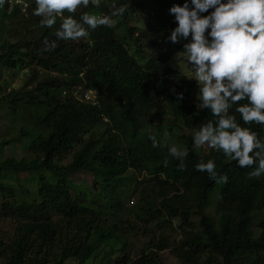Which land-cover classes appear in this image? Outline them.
<instances>
[{
	"label": "trees",
	"instance_id": "16d2710c",
	"mask_svg": "<svg viewBox=\"0 0 264 264\" xmlns=\"http://www.w3.org/2000/svg\"><path fill=\"white\" fill-rule=\"evenodd\" d=\"M17 1L0 9V108L17 124L0 140V153L27 140L25 155L0 159V223L11 226L9 234L0 229V264H163L157 253L165 249L180 264H264V177L249 179L251 169L222 150L193 145L192 130L214 117L199 110L169 63L187 41L168 39L176 26L168 10L184 0L81 7L76 19L125 11L112 17L114 27L78 40H57L59 20L44 28L34 0ZM137 14L145 26L132 25ZM45 40L56 42L54 51H43ZM22 70L21 86L8 89L5 78ZM87 90L96 92L94 103L81 98ZM107 106L130 119L129 140L104 123ZM168 116L187 131L178 135L189 153L183 170L148 138L153 118ZM250 127L264 135L261 126ZM201 159H213L228 177L212 201L217 183L195 169ZM6 174L16 177L4 180ZM155 231L176 239L159 240ZM139 236L147 241L137 250Z\"/></svg>",
	"mask_w": 264,
	"mask_h": 264
},
{
	"label": "clouds",
	"instance_id": "9594fccd",
	"mask_svg": "<svg viewBox=\"0 0 264 264\" xmlns=\"http://www.w3.org/2000/svg\"><path fill=\"white\" fill-rule=\"evenodd\" d=\"M6 3L0 0V9ZM34 3L33 15L41 18L42 27L52 29L59 20L54 30L57 40L88 38L100 26L112 28V17L125 11L122 6L111 16L81 12L76 19L73 14L78 8L87 9L89 4L99 8L101 0ZM168 11L176 24L168 39L172 43L187 41L183 51L176 54L177 63L187 69V75H181L196 82L199 110L206 109L214 117L192 130L193 145L222 150L237 167L251 169L249 179L264 177V135L250 127L255 124L264 128V0H184ZM56 46L55 41L45 40L43 51H54ZM175 95L177 102L183 100L182 93ZM148 138L153 148L166 147L168 155L179 161L180 170L185 168L188 150L169 146L167 131L161 141L151 133ZM195 169L206 172L216 183L228 180L226 174L217 172L213 159H201Z\"/></svg>",
	"mask_w": 264,
	"mask_h": 264
},
{
	"label": "rangeland",
	"instance_id": "374dc122",
	"mask_svg": "<svg viewBox=\"0 0 264 264\" xmlns=\"http://www.w3.org/2000/svg\"><path fill=\"white\" fill-rule=\"evenodd\" d=\"M139 20H142V21L139 23ZM114 21L115 23L117 22L116 19H114ZM131 23L132 25H136L137 23L139 24L138 26L143 27L145 26V19H143L141 14L140 15L137 14L133 16ZM3 24H4L3 22H0V27L3 26ZM181 51H183V49ZM176 54L172 55L169 63L171 67L177 72V76L179 77V81L182 83V86L185 84L189 85V87H191L190 94L192 95L193 98L196 99L198 96V86L194 80L188 79L181 75V74L187 75V69L185 68L183 64L177 63ZM26 73H28V71L22 70L21 72L17 73L16 76H11L10 74L9 77L5 78V81L8 82V84H6L8 86V89L12 87H15V88L20 87ZM93 94L95 95L94 92ZM94 95L88 96V97H90L91 99L92 98L94 99ZM103 114L104 115L102 119L104 123L106 122L110 124V126L121 135L124 141H127L130 139L133 133V130L130 124V119L128 117L124 116L123 114H117V113L112 112L110 106H107V108L105 109V113ZM153 119L154 120H152L151 123L149 124V129L155 132L156 138H163L164 132L167 131L169 134V140H168L169 145L171 146L172 144H175L177 147L182 148L180 144L181 140H179L178 135L186 133L187 131L186 129L182 128L179 121H175V123L172 124L173 122H172L171 116H168L167 121H162L158 117H155ZM16 126H17L16 121H14L12 117H8L6 113L4 112V110L0 108V140L11 138L14 133V130L16 129ZM26 140L27 139H23L21 142H10L8 145L5 146L3 151L0 153V159L5 158V157H10V156L20 158L21 156L25 155L24 145H25ZM200 149L203 152H207L209 148L207 147V145H204L200 147ZM11 177H16V176L6 174L3 176V179L9 180ZM19 177L21 180H23L22 178H24L25 176L20 175ZM34 183H35V180L33 181V178H31L30 183L28 184L29 190L32 189V187L34 186ZM220 186H221V183H217L215 189L210 194L211 201L213 200V197L216 194L215 192H217ZM131 199H133V202H131L130 205H133L135 202V197ZM0 229H2L1 233L9 234V232L11 231V226L7 223H0ZM161 235L169 239L171 243H173L174 239H176L174 236H170L169 233L167 234L168 235L167 236L166 234L159 233L158 231L154 232V236L159 240L162 239ZM138 239H139V242L137 244V250H139L140 247L143 246L144 241H147L146 240L147 237L139 236ZM157 254H158L160 261L163 264H180L178 259L174 255L171 254L170 249L159 251Z\"/></svg>",
	"mask_w": 264,
	"mask_h": 264
},
{
	"label": "built area",
	"instance_id": "2783aa9c",
	"mask_svg": "<svg viewBox=\"0 0 264 264\" xmlns=\"http://www.w3.org/2000/svg\"><path fill=\"white\" fill-rule=\"evenodd\" d=\"M17 2L21 3L20 0L17 1ZM22 6L25 7V3L22 2ZM93 92L95 93V91H93V90H87V91H85V92H83L81 94V98H83L86 101H90V102L94 103L95 102L96 93L94 95ZM93 95H94V99L93 98L91 99L90 97H88V96H93Z\"/></svg>",
	"mask_w": 264,
	"mask_h": 264
}]
</instances>
